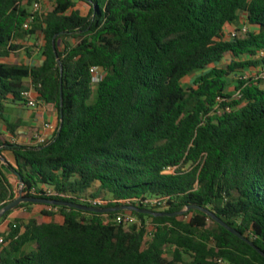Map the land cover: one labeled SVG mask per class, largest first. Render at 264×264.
Wrapping results in <instances>:
<instances>
[{
    "label": "trees",
    "instance_id": "16d2710c",
    "mask_svg": "<svg viewBox=\"0 0 264 264\" xmlns=\"http://www.w3.org/2000/svg\"><path fill=\"white\" fill-rule=\"evenodd\" d=\"M22 1L0 0V120L10 99L23 102L29 78L59 122L44 145L11 143L0 123V209L16 196L7 169L24 179L27 197L91 207L88 200L102 198L109 203L95 208H121L122 200L158 196L167 200L164 212L176 214L134 211L142 224L125 228L104 217L126 209L21 203L0 224L31 205L64 220L12 225L0 264H264L260 72L240 76L241 98L227 92L232 75L264 67V56L257 57L264 51V0H55L29 29L31 12ZM78 1L90 6L86 15L74 9ZM240 12L253 30L226 38L225 26ZM37 33L41 66L4 61L21 48L17 40ZM93 66L105 72L96 90ZM168 166H178L176 173H164ZM147 218L156 225L149 242ZM33 241L36 248L21 254Z\"/></svg>",
    "mask_w": 264,
    "mask_h": 264
},
{
    "label": "crops",
    "instance_id": "0c3cea01",
    "mask_svg": "<svg viewBox=\"0 0 264 264\" xmlns=\"http://www.w3.org/2000/svg\"><path fill=\"white\" fill-rule=\"evenodd\" d=\"M53 4L55 6V2H53ZM78 5L86 6L89 12L90 6L86 3L78 1L76 6ZM77 11L79 12V10ZM82 14L86 15L84 13ZM33 40L34 39L30 37L17 40L16 43L21 45V48L12 53L9 57L4 58V61L9 64H25L33 67L41 66L44 59L41 50L43 39L40 41V47L25 51L27 48L26 44H28L29 41L30 44H33ZM247 70L248 71L245 70L242 73H239V76L249 77V74L251 77H255L259 72H261L262 67L260 66ZM25 82L29 86L32 85V81L29 78L25 79ZM236 85L237 82L234 84V86L236 87ZM262 87L264 88V80L262 81ZM47 122H52L58 125L59 115L54 105L41 103L38 108L33 109L27 107L23 102H12L11 99L10 104L6 105L4 119L0 120L2 134L7 141L11 143H21L27 145H34L33 139L36 138L37 134L44 135L49 139V141L51 140L54 133L44 127L45 123ZM9 125L13 126L15 132H11L9 130ZM2 153L6 160L14 164L15 157L10 150L3 149ZM5 173L8 176L11 185L15 189L19 190L20 181L17 174L7 169H5ZM43 210L44 208L39 205L22 206L14 210L4 221L1 222L0 236H4L6 238V236L9 235L11 231L12 225L20 224L24 226L27 225L32 219H36L39 222L44 223L63 222L64 218L60 214H56L55 216L51 217L43 214ZM8 243L9 241H6L4 246H6ZM34 248H36V242H30L23 248L21 254Z\"/></svg>",
    "mask_w": 264,
    "mask_h": 264
},
{
    "label": "built area",
    "instance_id": "2783aa9c",
    "mask_svg": "<svg viewBox=\"0 0 264 264\" xmlns=\"http://www.w3.org/2000/svg\"><path fill=\"white\" fill-rule=\"evenodd\" d=\"M41 10V2L40 0H35L33 4V11L31 12V15L27 19L26 23L24 24V29H29L31 25L36 21L37 16L39 15V11ZM246 30V29H245ZM264 56V51H260L257 55V57ZM92 77H93V87L96 88L99 83L104 78V70L101 67L93 66L91 68ZM246 78V77H245ZM257 79H263L264 80V67L262 68L260 74L257 76ZM41 85L39 84L38 87ZM240 91H236L234 94V97L239 99L241 98ZM22 99L23 103L29 107V108H38L41 103H45L43 100L40 99L39 92L37 90V87L32 84L29 86L28 89L24 90L22 92ZM57 124H54L52 122L45 123L44 127L47 130L52 131L53 133L57 129ZM34 145H44L49 142V139L44 136L37 134L36 138L33 139ZM178 169V166H168L164 170V173L167 174H174L176 173V170ZM48 194H54L53 190H47ZM110 200L108 199H102V198H95L88 200L89 204L94 207H101L105 206L109 203ZM121 203H124L127 206H132L133 204H136L137 207L145 208V209H152L154 207L160 206V210L164 211L167 208V200L163 197L158 196H150L146 198H141L138 200H122ZM105 221L114 222L116 224L123 225L125 228L131 227L133 225H141L142 220L134 213L133 210H125L123 212L118 213L114 216H105ZM145 227H146V238L145 241L149 242L153 238V234L156 231V225L153 223V220L150 218H147L145 220ZM14 227H16V224H14ZM6 243L5 237L0 236V247H2Z\"/></svg>",
    "mask_w": 264,
    "mask_h": 264
},
{
    "label": "rangeland",
    "instance_id": "374dc122",
    "mask_svg": "<svg viewBox=\"0 0 264 264\" xmlns=\"http://www.w3.org/2000/svg\"><path fill=\"white\" fill-rule=\"evenodd\" d=\"M34 2H35V0L33 2L30 1V0H23L22 1V5L27 7L29 9V11L32 12L33 11ZM40 2H41V10L38 12L39 16L46 15L48 12H50V11H52L54 9L53 2H55V0H40ZM74 9L79 10V12L84 13V14H86L88 12V8L86 6H83V5H78ZM252 30H253V28L248 24L246 15L244 13L240 12V16H239L238 20H236L232 24H227L225 26V35H226L225 37L226 38H230V37H232L234 35L235 36H239V37H243L249 31H252ZM38 34L39 33H37V34H35L33 36H30V35L27 36V37L33 38L34 42H33V44H30V41H29L28 44H26L27 48L25 49V51L33 50V49H36V48L41 46L40 45V43H41L40 41L42 40V36H40V34L39 35ZM246 71H248V70H246ZM201 75H202L201 71L192 74L190 77L185 79L184 84L186 86H193L195 84L196 80L199 79ZM248 76H250V75L248 74ZM239 77H240L239 74H236V75H232L229 78V85L227 87V92L229 94H232V93L236 92L234 84L240 79ZM95 90H96V88H95ZM94 98L95 97H93V99ZM7 104L9 105L10 101ZM189 166L190 165H188L187 167H189ZM15 194H16V196H15V198H16L17 195H18V189L15 190ZM186 220H188V218ZM172 252H173L172 249L169 250V252L167 254V256L169 258H171Z\"/></svg>",
    "mask_w": 264,
    "mask_h": 264
},
{
    "label": "water",
    "instance_id": "95a60500",
    "mask_svg": "<svg viewBox=\"0 0 264 264\" xmlns=\"http://www.w3.org/2000/svg\"><path fill=\"white\" fill-rule=\"evenodd\" d=\"M62 100H63V93H62ZM63 118V114L61 116ZM19 181H20V186H19V190H18V195L15 199L11 200L10 202H8L4 207H2L0 209V219L9 211L17 208L21 203H25V202H30V203H45V204H53V205H65V206H69V207H74V208H78V209H82V210H87V211H92V212H99V213H108V212H114V211H118L120 209H126V210H133L139 213H143V214H148V215H152V216H173L175 215L167 213V212H155L151 209H144V208H138L135 206H124L121 208H95V207H91V206H87V205H81V204H77V203H72V202H65V201H59V200H49V199H45V198H35V197H27L25 196V182L24 179L19 176ZM201 209V207H196ZM208 211V210H206ZM214 219H216L220 224H222L224 227H226L227 229H229L233 234H235L236 236H238L239 238L243 239L244 241L251 243L254 247L255 245L245 236L243 235L241 232H239L237 229H234L232 227H230L227 223H225L222 219L218 218L214 213L212 212H208ZM258 251L264 255V251H262L261 249H258Z\"/></svg>",
    "mask_w": 264,
    "mask_h": 264
}]
</instances>
